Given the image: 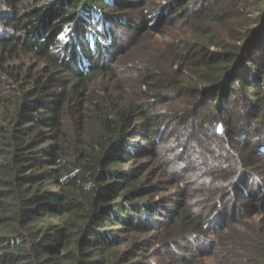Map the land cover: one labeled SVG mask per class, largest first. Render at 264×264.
I'll return each mask as SVG.
<instances>
[{"label":"trees","instance_id":"16d2710c","mask_svg":"<svg viewBox=\"0 0 264 264\" xmlns=\"http://www.w3.org/2000/svg\"><path fill=\"white\" fill-rule=\"evenodd\" d=\"M165 1L133 20L126 13L142 4L130 0H0V84L13 91L8 108L0 101V264H144L111 253L120 239L113 232L218 235L223 200L241 199L228 212L264 200V184L246 168L264 159V131L246 147L240 132L247 119L264 121V0ZM119 31L135 35L134 48L163 34L149 45L161 55L145 63L142 94L152 102L119 106L99 89L90 118L100 132L78 143L64 123L84 126L85 88L112 71L105 64L122 53ZM26 57L44 61V78L22 75L15 63ZM181 93L183 106L172 99ZM154 103L204 134L212 213L197 215L186 199L174 211L153 200V179L142 183L166 134ZM209 219L220 222L216 232Z\"/></svg>","mask_w":264,"mask_h":264},{"label":"rangeland","instance_id":"374dc122","mask_svg":"<svg viewBox=\"0 0 264 264\" xmlns=\"http://www.w3.org/2000/svg\"><path fill=\"white\" fill-rule=\"evenodd\" d=\"M130 1L136 5L142 4L135 11L126 13V15L133 17V20L141 17L140 13L145 9L150 11L154 4L157 7L166 2L165 0ZM162 36L163 34L160 32L152 33L145 45L134 48L136 41L134 34L127 31L117 33L122 53L113 56L112 61L105 64V68H111L112 71L105 78L85 88L88 92H86L85 97V106L88 107V113L85 115L84 126L79 128L76 123L67 120L64 123V128L72 140L76 139L79 143L100 132L98 124L90 116L94 112L93 102L103 95L99 90L103 87L110 89V93L119 102V106L132 103L141 105V102L143 104L144 102L145 104L152 102L151 97L142 94L145 89L143 80L146 79L144 72L147 66L145 63L156 60L161 55H154L155 52L151 50L149 45L162 44L161 42L164 40ZM23 59L27 72L22 62H20L21 64L15 63L21 68L22 75L33 74L35 76L38 74L41 78L46 76L43 72L44 61L42 59L30 57ZM28 80L27 78L24 84H27ZM7 81L12 82L10 79ZM96 84H100L101 87L95 86ZM12 95L13 91L9 87L0 84V101L8 99L5 108L12 104ZM188 96L181 93L178 97L173 96L172 99L174 101L179 99L178 105L183 106L187 102ZM154 106V113L159 116L166 134L164 141L159 145L157 160L154 163L147 160L143 161L151 163V168L143 177L145 180L142 183L146 185L149 180L153 179L152 183L153 185L156 184V190L159 191L154 195L153 200L163 201V205L165 202H171L166 203L165 206L174 211H177L179 204L185 202L186 199L187 205L197 215L203 216L206 211L212 213L214 210L211 205L217 200L216 194L213 195L212 193L205 200V192L212 185V179L209 175L202 177L201 172L203 167L206 169L207 164L214 163V160L210 153L206 155L202 151V146H205L206 143L204 134L200 133L198 127L190 125L189 122L181 123L177 121V114L169 112L167 106L160 103H154ZM242 107H245V104L242 103ZM176 110H179V108ZM253 122V120L247 119L245 126L242 127L243 130L240 131L246 135L245 140H242L244 147L252 143L254 130L262 129L264 131L263 120H260L259 123ZM242 138L240 137L238 140ZM223 146L225 147V145ZM236 153L239 156L238 151ZM205 156H209V158ZM260 157H264V155ZM227 160L230 161L229 168L233 164L236 165L233 159ZM134 164L131 163L128 166L118 165L117 169L126 170ZM246 168L253 172L257 182L264 184V159L258 160L255 165L247 163ZM173 202L176 204H172ZM229 203L240 204L241 199L228 197L223 200L221 206L225 210H222L224 213H220L222 224L219 225L220 222H216L219 225L218 235L201 234L196 236L197 240H185L174 239L176 233L171 234L176 228L164 230L163 227L132 232L128 227H123L120 232H113L120 239L111 253L114 256L120 254V258L123 260L129 259L128 262H130L131 257H136L137 262L144 264H264V200L260 203L257 201H252V203L243 202L248 204L247 206L243 205L245 207L243 212H241V209H243L241 206L235 208V210L232 209V212H228L226 207ZM209 224V229L216 232L217 225H214V221L210 220ZM115 228L114 226L107 227L106 230L116 231L120 229L119 227ZM166 242H168L167 246ZM128 250L133 251L130 256L125 255Z\"/></svg>","mask_w":264,"mask_h":264}]
</instances>
